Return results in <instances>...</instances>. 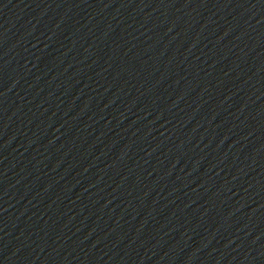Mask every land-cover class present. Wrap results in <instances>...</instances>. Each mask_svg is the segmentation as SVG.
<instances>
[{
	"label": "water",
	"instance_id": "obj_1",
	"mask_svg": "<svg viewBox=\"0 0 264 264\" xmlns=\"http://www.w3.org/2000/svg\"><path fill=\"white\" fill-rule=\"evenodd\" d=\"M0 264H264V0H0Z\"/></svg>",
	"mask_w": 264,
	"mask_h": 264
}]
</instances>
